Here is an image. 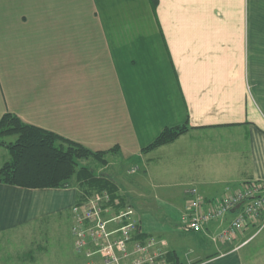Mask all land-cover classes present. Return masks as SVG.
Wrapping results in <instances>:
<instances>
[{
  "label": "crops",
  "instance_id": "obj_1",
  "mask_svg": "<svg viewBox=\"0 0 264 264\" xmlns=\"http://www.w3.org/2000/svg\"><path fill=\"white\" fill-rule=\"evenodd\" d=\"M89 1L91 12L60 0H0V118L18 114L93 150L115 146L107 156L134 160L145 173L170 151L178 158L193 151L180 182L187 198L190 187L206 198L247 182L264 187V0H158L155 8L151 0ZM99 92L103 102L94 104ZM176 125L188 130L144 150ZM145 173L135 181L147 191ZM99 176L130 205L117 180ZM79 191L77 183L0 181V237L53 217L69 220L71 232ZM183 210L173 214L175 229L137 210L135 217L169 252L190 247L182 264H264V229L249 225L234 241L215 242L225 223L181 229Z\"/></svg>",
  "mask_w": 264,
  "mask_h": 264
},
{
  "label": "built area",
  "instance_id": "obj_2",
  "mask_svg": "<svg viewBox=\"0 0 264 264\" xmlns=\"http://www.w3.org/2000/svg\"><path fill=\"white\" fill-rule=\"evenodd\" d=\"M263 186L247 182L237 191L219 198H206L188 188L182 215L185 230L200 232L216 221L225 224L213 236L230 243L249 225L264 229ZM135 209L123 205L108 191L96 192L72 208V236L86 264H170L162 240L148 235L135 217ZM232 215V218L229 217Z\"/></svg>",
  "mask_w": 264,
  "mask_h": 264
},
{
  "label": "rangeland",
  "instance_id": "obj_3",
  "mask_svg": "<svg viewBox=\"0 0 264 264\" xmlns=\"http://www.w3.org/2000/svg\"><path fill=\"white\" fill-rule=\"evenodd\" d=\"M60 1L62 8L70 6L71 8L81 9L84 6L91 12L89 0ZM98 2L100 6L102 4L101 0H98ZM29 5H34V2ZM100 96V92L94 94V104L103 102ZM109 100L110 104L115 100L111 94H109ZM15 138L16 135L4 139L10 141L15 140ZM0 139L2 138L0 137ZM113 149H116V147ZM169 149L172 150L167 148V150ZM196 151V155H199L197 147ZM199 151H203V147L200 146ZM4 155L9 158V151L0 146V159ZM194 155L192 151L190 154L178 158L173 157L170 151V154L163 161L152 162L146 173L142 172L143 168L134 166V160L130 161L128 159L122 163L116 153L108 156L105 154L103 157L106 162H102L95 157L81 159L80 166L85 164L92 167L96 174L113 177L119 182L121 191L128 199L127 202L130 203L131 207L136 208L135 210L138 213L147 214L148 218L151 219L149 221L151 223H163L175 229L176 219L173 214L178 209H184L187 201L180 182L183 176L189 174V168H186V165L192 161ZM140 173H145L146 187L149 188L147 191L139 188L142 183L140 184L137 179L135 181ZM75 180L74 178L73 182ZM147 181L154 188L148 187ZM178 227L183 228L182 219H180ZM258 228L257 226V230ZM249 247L251 250L258 246L253 242ZM189 250L190 247H187V245L178 248L177 252L182 262H186L189 257L193 256L192 253L188 254ZM86 261L85 256H82L76 250L74 238L72 232H70L69 220H64V218L46 219L36 225L24 227L0 237V264H86Z\"/></svg>",
  "mask_w": 264,
  "mask_h": 264
},
{
  "label": "trees",
  "instance_id": "obj_4",
  "mask_svg": "<svg viewBox=\"0 0 264 264\" xmlns=\"http://www.w3.org/2000/svg\"><path fill=\"white\" fill-rule=\"evenodd\" d=\"M155 8L158 0H151ZM188 130L187 125L165 127L144 150H150L176 140ZM15 140L6 141L8 136ZM0 146H5L9 158L0 165V181L30 188L79 186L78 202L101 191L119 196L116 183L99 176L88 165L80 166V160L95 157L102 162L111 149L93 150L83 143L74 141L44 127L27 123L15 113L6 112L0 118ZM76 179L73 182V179ZM120 198V199H121ZM170 264L180 263L176 252H168Z\"/></svg>",
  "mask_w": 264,
  "mask_h": 264
}]
</instances>
